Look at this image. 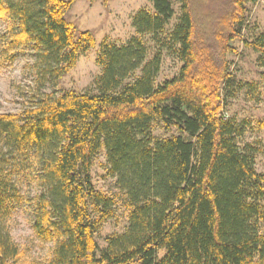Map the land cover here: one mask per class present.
<instances>
[{
  "label": "trees",
  "instance_id": "1",
  "mask_svg": "<svg viewBox=\"0 0 264 264\" xmlns=\"http://www.w3.org/2000/svg\"><path fill=\"white\" fill-rule=\"evenodd\" d=\"M75 1L0 0V19L16 26L3 48H32L37 88L53 84L22 111L0 114V217L14 212V177L33 158L40 169L33 227L40 238L58 237L49 264H264V173L254 168L253 148L239 149L241 132L225 119L220 96L224 84L232 97L225 56L242 39L245 6L256 0H146L153 12H137L132 27L178 59V75L155 86L160 55L146 61L137 38L122 47L104 43L92 94L60 86L94 46L91 32L66 20ZM172 1L180 17L167 34ZM207 2L218 12L203 22L196 9ZM245 45L258 55L264 83V33ZM155 125L168 136L154 138ZM102 149L128 213L125 232L104 249L95 234L114 201L91 176ZM18 255L0 232V264Z\"/></svg>",
  "mask_w": 264,
  "mask_h": 264
},
{
  "label": "rangeland",
  "instance_id": "2",
  "mask_svg": "<svg viewBox=\"0 0 264 264\" xmlns=\"http://www.w3.org/2000/svg\"><path fill=\"white\" fill-rule=\"evenodd\" d=\"M172 6L174 16L167 25V34L172 31L180 17L179 5L172 1ZM203 7L197 6L196 9L198 18H203V22L207 19V14L213 17L218 12L217 7H212L211 3L207 2ZM245 9L247 12L241 32L242 39L232 41L229 48L233 53L225 56L232 97L224 96V84L220 86V96L225 99L223 109L225 119H232L241 132L240 137L236 139L239 149L242 150L244 145L253 148L254 168L257 173H264V83L260 77L263 69L257 65L258 55L245 45L264 33V0L247 4ZM140 10L153 12L151 4L146 0H108L106 3L97 0L93 4L85 0H76L66 20L74 25L78 32H91L94 46L78 57L74 68L61 79L60 86L64 90L77 93H94L95 81L101 75V68L96 64L100 46L105 43L122 47L132 38H137L144 46L146 61L160 55L161 67L155 86L162 85L177 76L181 68L178 59L165 48L160 49L150 36L136 35L132 27V19ZM202 28L201 24H198L195 31L199 34V31L203 32ZM15 31L16 26L12 21L0 19V114L20 112L29 107L30 102L38 97V94H48L53 90V84L49 82H46L44 87L37 88L40 85L37 86L36 82L32 48L22 46L11 51L6 49V46L3 48L4 45L9 44V36ZM139 76L140 73L136 72L126 83H132ZM167 136L160 125L154 126V138L163 139ZM33 160L35 159L24 160L23 166L29 164L31 166L29 165L26 171L22 168L18 172L19 176L14 177V181L18 184L16 192L19 201L13 213H23L30 220H32L35 198L39 193L33 191V186L35 184L39 187L40 174V169L37 163L33 164ZM108 168L106 155L102 149L92 162V183L97 191L113 199L114 207L111 218L101 222L95 234V241L100 249L106 247L108 238L123 234L128 226V213L122 204V195L116 189L115 179L108 175ZM260 226V230L264 232V223ZM16 247L19 255L11 264H24L23 257L28 256L33 249L31 246ZM30 264H42V262L34 259Z\"/></svg>",
  "mask_w": 264,
  "mask_h": 264
},
{
  "label": "clouds",
  "instance_id": "3",
  "mask_svg": "<svg viewBox=\"0 0 264 264\" xmlns=\"http://www.w3.org/2000/svg\"><path fill=\"white\" fill-rule=\"evenodd\" d=\"M36 163L33 160V164ZM33 191L39 192L40 189L34 184ZM42 223L47 224V219L45 218ZM0 232L4 233L9 245L21 248L32 247V252L23 257L24 264H30L34 259L41 261L42 264H49L58 245L57 235L40 238L36 228L33 227V221L23 213H12L6 217H0Z\"/></svg>",
  "mask_w": 264,
  "mask_h": 264
}]
</instances>
